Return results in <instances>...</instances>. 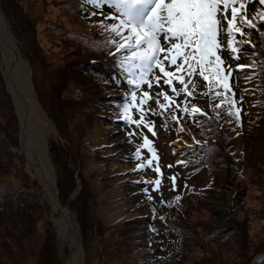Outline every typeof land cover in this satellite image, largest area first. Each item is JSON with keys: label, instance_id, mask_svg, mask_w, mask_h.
Returning a JSON list of instances; mask_svg holds the SVG:
<instances>
[{"label": "rangeland", "instance_id": "obj_1", "mask_svg": "<svg viewBox=\"0 0 264 264\" xmlns=\"http://www.w3.org/2000/svg\"><path fill=\"white\" fill-rule=\"evenodd\" d=\"M86 3L96 14L91 17L80 11L86 26L94 21L114 23L105 19L112 9L106 5L98 8ZM263 4L259 0H251L245 4L242 12L249 19V10ZM4 5L9 14L8 17L5 16L18 52L28 62L35 92L52 114L59 112L56 116L62 121L66 117L62 105L64 101H77L83 95V88L75 82L60 87L58 91L52 88L60 69L59 64L79 58V54L72 51L71 47L64 49L68 44H64L63 38L72 31L76 33L78 29L84 30L86 27L78 20L73 9L74 14L71 12L67 0H4ZM242 30L249 33L251 39L259 42L264 31V21L257 30L250 27H242ZM237 35L245 41L240 45V59L232 56L230 59L226 51L221 56L225 61L224 66L231 65L234 69L230 80L236 90L234 98L240 100V114L235 123L224 121L221 125L223 146L231 155V162L217 176H213L208 168L196 162L201 152H197L196 148L199 141L194 137V128L188 124L189 120L183 111L185 107L190 110L193 106L200 105L211 114L209 88L205 86L203 94L196 90L190 97L174 79L173 86L180 92L177 96L164 84L163 79L159 86L156 84L155 77L162 75L158 68L148 77L152 87L142 83L137 89L129 82L131 78L124 68H116L105 57L93 59L92 68L107 84L98 98L110 104L115 113L98 119L94 129L87 127L88 133L82 141L84 147L80 156L72 155L69 150L71 145L67 144V139L60 134L55 121L48 116L58 133V136L47 135L52 176L54 175L56 186L62 183L66 190L63 207L66 208V203H69L80 225L84 264H127V259L124 258L126 255L118 254L106 258L105 252H111L109 249L116 251L121 242L127 246L126 250L129 248V255L133 253L131 257L134 259H130L132 264H137L136 253H139L138 259L141 258L138 264H249L256 249L261 247L262 244L245 253V249L253 247L252 243H248L250 239L253 238L254 243L261 240V230L256 225L264 224V220L260 219L264 217V174L259 179L262 180L260 189L255 183L248 186L253 165L251 160L254 153L257 156L261 154L256 151L251 129L255 120L260 121L264 127V59L260 56L254 57L261 68L252 64L250 58L253 50L260 51L262 47L257 43L254 48V43L252 46L243 36ZM165 64L167 65V61ZM241 64H247L248 67L241 71L237 67ZM166 70L175 71V68L169 66ZM180 75L188 82L187 73L178 72L177 76ZM1 76L3 90L8 92L0 66V78ZM199 78V75L191 78L189 91L202 89ZM205 83L208 85V82ZM145 92L152 98L142 105L144 122L137 126L136 122L141 117L140 101L145 99ZM158 92H166L173 103L169 104L163 96H157ZM133 93L136 101L131 100ZM10 98L13 105L11 94ZM124 99L126 105L117 103ZM157 100L160 104L169 105L167 109H161L156 103ZM125 107L128 109L127 113ZM63 112L65 116L61 114ZM238 131L244 133L243 144L238 150H234L233 135ZM115 135L123 140L114 139ZM145 138L151 142L149 146H145ZM0 145L4 146V150L0 152L4 161V165L0 164V185L9 192L1 198L8 203L6 211L0 210V239L7 243L0 246V256L5 257L11 264H55L52 261L57 257L66 264L68 248L65 242L60 241L53 223L60 219L62 212L58 206H52L35 169L27 163L20 151L18 117L15 111L13 113L9 110V101L1 86ZM126 147H131L132 150L127 153ZM96 149L104 154L112 152L114 156L109 159L99 158ZM118 158L121 159V166L117 164ZM262 162L264 163V157ZM130 164L135 165L131 170L127 168ZM200 171L205 172L202 180L197 179ZM136 175H141L143 179L137 181L134 178ZM83 183L88 186L94 205L88 203L91 202L88 198L86 202L82 200L80 194ZM191 195L195 196L190 199ZM254 195L258 196L255 200ZM247 196L248 202L245 200ZM15 197L17 198L14 199ZM180 202L184 206L192 205L189 210L191 220L187 222H176L171 217L172 212L180 209L176 206ZM138 216L150 219L151 224L145 229L136 227L134 223L126 224L127 221H135ZM114 226H125L129 230L122 232L119 238L118 229L117 235ZM175 227L183 231L178 232ZM217 227L221 228L218 231L220 235L234 230L229 236L231 241L222 243L214 240L217 245L211 243L207 234ZM95 229L99 232L96 236ZM147 231L149 241L146 237ZM90 235L92 241L97 237V244L88 254L84 239ZM135 241L139 244L131 247L130 244L136 243ZM99 244L104 255L102 261L96 250ZM262 248L264 249V245ZM24 258L27 261H23Z\"/></svg>", "mask_w": 264, "mask_h": 264}, {"label": "trees", "instance_id": "obj_2", "mask_svg": "<svg viewBox=\"0 0 264 264\" xmlns=\"http://www.w3.org/2000/svg\"><path fill=\"white\" fill-rule=\"evenodd\" d=\"M67 1L70 4L69 7H70L71 12L73 13L72 11L73 9L75 14L79 18L78 20H80V22L84 24L86 29L84 30L78 29L76 33L72 31L69 35L66 34V36L63 38L64 44H66V42L68 44L67 46H64V49L66 50L68 47H71L72 51L77 52L79 54V58L77 60H69L67 62L62 61L59 64L60 69L57 71L58 74L56 75V78L54 81L55 83L52 88L53 90L58 91L60 87L63 88L65 85H68L70 82H75L83 88V89L81 88L83 95L77 101L75 100H69V101L65 100L64 101V104L62 105L66 111L67 118L66 117L64 119L62 118V121L57 119L56 115H59V112H56V113L53 112L55 116L54 117L53 114L50 112V110L47 108V106L43 104L40 96L39 97L37 96V97H38L39 102L42 103L43 108L46 109V113L48 114V116L53 121H55L56 125L58 126V130L60 134L65 139H67V144L71 145L69 150L72 153V155L76 156L77 154L80 156L82 155L81 150L84 147V145L82 144V141L87 136L85 134L88 133L87 127L94 129L96 127L98 119L104 117L106 114L115 113L113 111V107L110 106V104H108L105 100L98 98V96L104 92L107 84L101 79V77H99V75H96L94 69L92 68V65L94 63L93 59L105 57L109 63L112 62L116 68L121 69L123 67L120 64V60H122L123 57L128 54L126 52L118 53L116 51V45L113 44L111 41L113 40L119 41V38L115 37L112 32L107 30L106 25H108V23H106L105 21H98V22L94 21V22L88 23L86 26L84 16L80 14V11L82 13H87V16L94 17L96 15V14L93 15L94 12L90 10L89 7L87 6V3H86L87 0H67ZM0 8L2 12L5 13L4 15L8 17L9 14L7 13V10L5 8L4 0H1ZM262 16H264V4L256 5L249 10V20H251V22L255 25V27L252 29L257 30L261 27L264 21V19H262ZM102 24L104 26H102ZM246 29H248V27H246ZM246 34L247 35L243 36V38L247 39L252 46L254 43V48L256 47L257 43L260 44V46L262 47L260 51L255 50L253 48L254 50L250 58V60L252 61L250 62L252 64H255L261 68V66L254 59V57L260 56V58L264 59V31L262 35H260L261 39L259 42L254 39H251L252 36L249 33H246ZM237 39L242 40L238 37V35H237ZM228 54H229V58L231 59L232 54L230 52H228ZM242 54H245V53L242 52ZM221 58L224 59L223 56H221ZM89 60L90 62H88ZM222 67H224L225 70L228 69V66L223 65ZM67 72L69 74H67ZM229 83L231 86V92L225 95H231L232 93L236 95V90L233 86L232 81L229 80ZM199 85L202 86V89L201 90L192 89L191 90L192 94L196 90L200 91L203 94V92H205L206 87H208V85H206L205 81L202 78H199ZM0 86L2 87L3 94L7 97L9 101V110L14 113L15 109H14V105H12L11 103L10 93L3 90L4 82H3L2 76L0 78ZM219 90L223 93V89H219ZM55 91H53L54 94H55ZM190 97H192V95ZM210 98L212 101L211 114L207 113L199 105L197 107L201 110V112L206 113V115H202L201 112H197L195 114H190V112H185V115L187 116L189 120L188 124L190 126L192 125V127L194 128V131H193L194 137L196 138V140L199 141L196 145V148H198L197 152L199 151L201 152H200L199 158H196V162L201 163V165L208 168L210 173L213 174V176H217V174L220 171L222 172L223 169H227L228 165L231 162L230 161L231 155L227 153L228 152L227 149H225L223 146V136L220 134L221 125L224 123V121H228L231 124L236 122L237 116L234 114L230 115L229 112L231 111L232 113H235L236 110L238 109L239 114H240V109H239L240 100H237L234 98L235 104L230 109L228 101L224 99V95H222L221 97H215L213 93L212 95H210ZM222 99H224V103L222 104V106L216 107L215 105L219 103L220 100ZM189 101H192V99H189ZM61 114L65 116L64 112ZM70 122H72L74 126L71 127L72 124H69ZM251 133L254 135V144L256 145V148H257L256 151L261 152V154L257 156V154L254 153V156L251 160L253 165L251 167V174H250V180H249L248 186L250 187L251 184L255 183L258 185V188L260 189V182L264 180V178L262 180H259L260 176L264 174V167H263L264 163L262 162V157H264V127L261 125L260 121L255 120L252 122ZM3 150H4V146L0 145V152ZM7 150H8L7 152H10V154L13 155L10 149H7ZM106 150H109V149H106ZM95 152L97 153L98 157L102 159H105V158L109 159L112 156H114V153L112 152L109 154H104V153H101L99 149H96ZM119 159L120 158H118L117 164L121 166ZM0 164L4 165V161L2 160L1 157H0ZM6 168L11 169V167H6ZM57 188H58L59 199L62 202V204H65L64 194L66 190L63 188L62 183L58 184ZM8 194H9L8 190L5 187H2L0 185V210L1 212L6 211V204L8 203L7 200L2 201L1 198ZM262 194L264 196V192ZM80 195L82 197V200H84L85 202H86V198L91 200L90 191H88V186L84 185V183H83ZM194 196L195 195H191L189 196V198L191 199ZM257 197L258 196L254 195V200L257 199ZM16 198L17 197H15L14 199ZM245 200L248 202V196L246 197ZM88 203H91L92 205H94L93 200H91V202H88ZM9 206L11 207L12 204L10 203ZM176 206H178V208L180 209H177V211L171 213V217H173L176 220V222L180 220H184L185 222L191 220L189 216V210L192 205L184 206V204L180 202L179 205L177 203ZM260 219L264 220V217H261ZM150 221H151L150 219L147 220L145 217L138 216L135 221H127L126 224L132 225L134 223L136 224V227H139V228L142 227L145 229V227H148V225L151 224ZM114 227H115L114 229L115 233L118 229L117 233L120 234L119 238H121L122 232H124L125 230H129V228H125V226L120 227V228L119 227L116 228V226ZM256 227H258L261 230V233H260L261 240L259 241V243H254L253 238L250 239L248 243H252L253 247H251V249L250 248L245 249V253L248 250H253L257 248L260 244H262L261 247H258L256 249L257 251L250 258L249 264H264V249L262 248L264 245V224L256 225ZM174 229L178 232L183 231L181 230V228L175 227ZM219 230H221V228L219 227L212 228V230H210L209 233L207 234V238L211 243L216 244L213 242L214 240H220L222 243L231 241L229 236L234 230H230L225 235L218 234ZM148 231L146 233V237H148V241H149L150 239H149ZM50 234H53V233H50ZM96 234H99V232L96 231L95 229L94 236H96ZM85 238H86L84 239L85 249H86V252L89 254L97 244V237H94L93 241H92L91 235L90 237L85 236ZM135 238L136 236L134 237V240H136ZM181 239H183L182 236H181ZM6 244L7 243L4 240L0 239V246H5ZM138 244H139L138 242L136 243L132 242L130 245L132 247ZM100 245L101 244H99V247L98 249L96 248V250H97L98 257L102 261L104 259V255L102 253L103 250L102 248H100ZM126 248L127 246L121 242L118 245V249L116 251L114 249H109V251L111 250V252L109 253L105 252L106 258L109 256L115 257L118 254L126 255L124 258L127 259V264H132L130 259L133 258L131 257L133 253L129 255L128 253L129 248L127 250ZM67 252H68V249H67ZM245 253L243 254L245 255ZM136 254L139 255V253H136ZM138 255H136L137 264L140 263V259H141L140 257L138 259L137 257ZM240 259H242V262H243L244 259L242 257ZM23 261H27V260H25L24 258ZM52 262L55 264H64L62 260H60L58 257ZM0 264H11V263H9L5 259V257L0 256ZM122 264H125V263L122 262Z\"/></svg>", "mask_w": 264, "mask_h": 264}, {"label": "snow or ice", "instance_id": "obj_3", "mask_svg": "<svg viewBox=\"0 0 264 264\" xmlns=\"http://www.w3.org/2000/svg\"><path fill=\"white\" fill-rule=\"evenodd\" d=\"M87 2L94 7L102 8L106 5L112 9L105 19L114 23L106 25V28L119 38V41H111L116 45V51L128 54L120 60V64L131 78L129 82L137 89L142 83H147L151 88L152 83L148 77L153 74L155 68H158L162 74L155 77L158 86L163 79L164 84L179 96L180 92L173 86L175 79L183 86L181 90L191 96L192 91H189L188 84L194 75H199L208 82L210 95L213 93L215 97L224 95L229 108L234 106L235 94L225 95L231 92L229 80L234 69L231 65L227 70L222 67L225 61L221 58V53L230 52L234 59H240V45L245 41L238 40L237 34L245 36L247 34L242 27H255L242 12L245 4L251 0H87ZM259 2L264 3V0ZM169 66H174L175 71H167L166 68ZM237 67L242 71L248 65L241 64ZM178 72L187 73L188 82L183 75L177 76ZM219 89H223V93ZM157 96H163L169 104L173 103L166 92H158ZM144 98L140 101L141 117L136 122L137 126L144 122L142 105L152 97L145 92ZM224 99L215 106L221 107ZM131 100L136 101L134 93ZM156 103L164 110L169 106L160 104L159 100ZM127 111L125 107V113ZM183 111L190 114L201 112L196 106L190 110L185 107ZM201 114L206 115L203 112ZM229 114H234L238 118L239 110L237 109L235 113L230 111ZM150 143L145 138V146H149ZM156 183L158 185L159 181Z\"/></svg>", "mask_w": 264, "mask_h": 264}, {"label": "bare ground", "instance_id": "obj_4", "mask_svg": "<svg viewBox=\"0 0 264 264\" xmlns=\"http://www.w3.org/2000/svg\"><path fill=\"white\" fill-rule=\"evenodd\" d=\"M0 50H1V59L0 66L2 73L4 74L6 80H8L9 73L13 75L16 79L15 89L12 88L9 84V91L14 95H18L19 87H22L23 84L25 86L32 87V83L30 82V69L26 64V61L21 59L18 54V51L15 48L14 42L11 39L10 35L6 33L5 23L0 17ZM13 64L16 65V71H8L9 68H14ZM12 66V67H10ZM15 75V76H14ZM121 96V95H118ZM31 101L32 108V126L33 130L29 131L30 136L28 138L25 135L22 136L23 145L25 147V151L27 152L26 158L32 162L33 168L35 169L37 176L39 178L40 183H42L44 187V191L51 196V200L54 202L55 206H58L55 192L52 186V171L49 163V153L48 151V134H53L58 136V133L55 131V127L52 121L47 120L40 112V107L38 103V97L33 95ZM38 100V101H37ZM117 103L126 105V100L119 101ZM243 136L244 133L242 131H238L233 135V144L234 150H238L243 144ZM118 138L119 141L123 139L116 135L114 139ZM238 148V149H237ZM124 149V148H123ZM132 150L131 147H126L125 151L129 153ZM126 153V154H127ZM131 153V152H130ZM239 157V156H238ZM135 165L130 164L127 167L129 170L133 169ZM205 172L200 171L197 179L202 180L204 178ZM137 181H140L142 178L141 175H136L134 177ZM196 179V181H197ZM68 210L63 207L62 215L60 219L54 220V224L59 232L60 241L62 243L70 240L71 243H75L77 241L76 236V228L75 224H73V220H71ZM70 233L73 235L70 237ZM60 242V243H61ZM81 247L74 249L71 261H68L66 264H81ZM83 257V253H82Z\"/></svg>", "mask_w": 264, "mask_h": 264}, {"label": "water", "instance_id": "obj_5", "mask_svg": "<svg viewBox=\"0 0 264 264\" xmlns=\"http://www.w3.org/2000/svg\"><path fill=\"white\" fill-rule=\"evenodd\" d=\"M0 17L2 18V20L5 23L6 33L10 35L11 39L14 42L15 48L18 51L19 49H18V46L16 44L15 38H14L13 34L11 33L9 22H8L7 18L5 17L4 13L2 12L1 8H0ZM0 54H1V50H0ZM18 54L20 55L19 52H18ZM19 57L21 59L25 60L21 55ZM26 64L28 65L27 61H26ZM13 66H14V68H9L8 71H16V69H15V68H17L16 65L13 64ZM10 67H12V66H10ZM15 77H13V75H11L9 73L8 80H6V87H7L8 92L11 94L12 102H13L14 109H15V113H16V115L18 117L20 151H21L22 155L24 156L25 160L27 161V163H29L33 167L32 162H30L26 158L27 152L25 151V147L23 145L22 136L25 135V137L28 138L30 136V132L29 131L33 130V126H32V114H33V112H32V108H31L30 104H31V101H32L31 97L33 95H36V97H37V94L35 92V88H34V84H33V81H32L31 72H30V79L29 80L32 83L31 84L32 87H29L28 85L25 86L23 84L22 87H19V92H17L18 95H16V94L14 95L12 92H10L9 91V84H10V86L12 88L15 89V83H16ZM38 103L40 104L39 107L41 109L40 110L41 114L42 115L44 114L43 116L47 120L51 121V119L48 117V115H47L46 111L44 110L43 106L41 105V103L39 101H38ZM47 154H48V151H47ZM48 159H50V158L48 157ZM49 163H50V160H49ZM50 167H51V163H50ZM51 171H52V169H51ZM52 186H53V189H54V192H55V198H56V201H57V204H58V209L60 210V212H62L63 204L60 201L59 196H58V189H57V186L55 184L54 175L52 176ZM44 193L47 194L45 191H44ZM48 196L50 197V202L52 203V206L54 208H56V206L53 204L54 202L51 200V196L50 195H48ZM65 206H66V209L69 212L68 214H69L71 220H73V224H75V228L77 230V232L75 233L76 236H77V241L75 243H71L70 240H67V242H65L66 246L68 248V260H67V263H68V261H71V259H72V255H73L74 249H76L78 247H81V250H82V253H83V245H82V237H81V230H80L81 228H80V225L78 224V222L76 220V216H75L73 210L71 209L69 203H66ZM56 231H57V234L59 236V232H58L57 228H56ZM72 235L73 234L70 233V237ZM82 253H81V264H84V256L82 257Z\"/></svg>", "mask_w": 264, "mask_h": 264}]
</instances>
